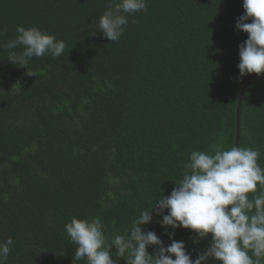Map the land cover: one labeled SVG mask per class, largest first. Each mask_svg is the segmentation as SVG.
<instances>
[{"label": "trees", "instance_id": "trees-1", "mask_svg": "<svg viewBox=\"0 0 264 264\" xmlns=\"http://www.w3.org/2000/svg\"><path fill=\"white\" fill-rule=\"evenodd\" d=\"M107 6L0 0V242L14 241L5 264H86L65 231L73 216L99 217L109 237L124 234L170 195L193 150L236 146L251 75L237 67L243 0H147L118 42L95 30ZM17 26L54 34L64 54L31 58L35 76L27 74L8 59L23 46L3 47ZM239 146L258 150L264 167V74L242 98ZM158 219L163 236L143 227L168 245ZM174 232L193 258L209 246L210 235L194 243L191 230Z\"/></svg>", "mask_w": 264, "mask_h": 264}, {"label": "clouds", "instance_id": "clouds-1", "mask_svg": "<svg viewBox=\"0 0 264 264\" xmlns=\"http://www.w3.org/2000/svg\"><path fill=\"white\" fill-rule=\"evenodd\" d=\"M243 8L235 24L247 33L239 45L241 78L264 74V0H243ZM146 11L147 0H108L95 30L118 42L129 16ZM16 32L15 39L3 47L23 46L20 52H10L8 59L26 70L33 57L50 55L56 59L65 52L62 39L38 27L17 26ZM27 74L35 76L28 70ZM259 157L258 150L241 146L216 149L214 154L193 150L170 195H162L150 211L142 210L124 234L109 237L99 217L73 216L64 227L77 245L75 258L86 260V264H118L119 258L127 264H206L209 259L220 264H264V167ZM153 212L172 241L168 245L155 231L143 227L152 222ZM180 227L195 234L194 243L210 235L209 246L193 258L185 242L174 239V230ZM13 243L12 237L0 242V264H5ZM150 247L155 254L148 251Z\"/></svg>", "mask_w": 264, "mask_h": 264}, {"label": "water", "instance_id": "water-1", "mask_svg": "<svg viewBox=\"0 0 264 264\" xmlns=\"http://www.w3.org/2000/svg\"><path fill=\"white\" fill-rule=\"evenodd\" d=\"M254 75H255V73H252V74L248 77V79H247V81H246V83H245V85H244V87H243V89H242V91H241V93H240L239 103H238V109H237V118H238V119H237L236 146H239V134H240V107H241V104H242V98H243V96H244V94H245V92H246V89H247L248 84L251 82V80L253 79ZM154 215H155V212H153V219H152L151 224H152V226L154 227V229L158 231L157 226H156V224H155V222H154ZM158 232H159V231H158ZM159 233H160V232H159ZM160 234L162 235V233H160ZM162 236H163V235H162Z\"/></svg>", "mask_w": 264, "mask_h": 264}]
</instances>
